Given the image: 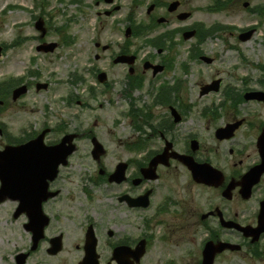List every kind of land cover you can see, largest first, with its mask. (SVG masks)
Listing matches in <instances>:
<instances>
[{"label":"flooded vegetation","instance_id":"af4514ba","mask_svg":"<svg viewBox=\"0 0 264 264\" xmlns=\"http://www.w3.org/2000/svg\"><path fill=\"white\" fill-rule=\"evenodd\" d=\"M116 1L92 0L94 7H88L95 10L97 18L111 17L123 8ZM240 1L228 3L235 6ZM174 2L178 7L170 11ZM222 3L213 0L210 11H226ZM187 5L186 0H132L120 30L123 41L106 44L100 37L93 38V67L86 69L89 78L76 74L71 81L75 86L85 84L86 93H71L65 99L67 107L72 108L71 120L57 115L54 122L49 120L53 116L46 115L39 123L28 120L25 127L15 130L0 122V151L21 146L44 131H48L44 142L47 147L58 145L66 135L76 136V148L68 164L60 167L49 184V190L58 193H48L53 196L43 202V211L50 219L48 229L62 221L75 226V251L71 254L75 263L86 259L88 240L96 243L100 262L107 254L111 262L118 247L134 249L143 240L149 246L154 238L152 229L165 224L170 236H163L162 241L190 246L185 251L191 261L187 264H205L208 260L212 264H264V62L251 64L240 58L235 72H229L226 78L218 71L216 75L206 74L205 82L196 83L199 91L195 103L189 104L194 95L182 92L183 80L170 85L174 55L180 47L176 37L183 44L191 43L186 47L187 61L181 63L188 73L192 66H213L216 58L203 51L206 40L233 30L224 29L220 23L208 26L204 21H191L195 10H185ZM258 6L243 3L250 14L264 15V3ZM182 13L190 15L181 21ZM174 21L191 23L174 27ZM44 27L45 36L40 34L38 39L41 44L50 43L45 41L50 33L45 22ZM233 32L236 40L245 43L256 28ZM133 39L145 43L136 45ZM56 44L55 51L62 46ZM100 62L106 67H100ZM92 78L96 83L88 85ZM38 84L20 78L10 89L11 98L22 85L28 92L35 85L39 92ZM44 84L45 91L49 90V84ZM115 95L125 102L119 119L109 123L107 131L100 117L90 123L87 113L95 111L93 103L101 109L99 100L112 102ZM201 101L204 103L198 104ZM83 116L86 118L81 121ZM119 128L123 141H119L117 150L121 151L114 154L115 163L110 164L109 148L100 135L115 134ZM93 138L104 148L98 154ZM81 140L86 141L83 155L92 163L89 183L109 185L116 193H61L58 182L80 151ZM162 154L168 159H160L154 166L153 161ZM120 164L126 165L123 174L112 178ZM87 174L90 172H84ZM160 182L169 192L163 197L157 186ZM182 183L183 195L175 188ZM138 223L145 234L128 236L126 229L138 228ZM110 264H115L114 260Z\"/></svg>","mask_w":264,"mask_h":264},{"label":"rangeland","instance_id":"374dc122","mask_svg":"<svg viewBox=\"0 0 264 264\" xmlns=\"http://www.w3.org/2000/svg\"><path fill=\"white\" fill-rule=\"evenodd\" d=\"M77 1H80L81 4ZM149 2L150 0H145ZM123 8L114 16H102L97 18L92 0H0V46H6L3 56L0 58V84L11 79L25 78L30 83H47L49 90L36 91L35 85L24 95L23 98L14 103L11 99L9 84L2 86L5 89L6 97L0 95V122L6 123L10 128L20 129L25 127L29 120L31 123L43 121L46 115L53 116L49 120L56 121V116L61 115L66 120H71V110L68 108L65 99L68 94L86 93V85H71L72 77L76 74L89 78L86 69L93 67L94 53L93 38L100 37L102 43L113 42L115 44L123 41L124 35L120 32L126 18L132 0H117ZM244 2H250V7L264 3V0H241L235 6H229L226 11L211 12L207 10L213 0H186L188 4L185 10H195L191 21H204L206 25L222 24L233 27L232 30H242L254 26V33L251 40L240 43L234 38L233 31L219 33L205 42L204 52L208 56L216 58V63L207 66H192L184 72L181 63L187 61L186 47L191 43L183 44L176 37L180 47L178 54H175V65L170 71V85H174L178 79L183 80L182 92L191 93L194 96L189 104H194L199 87L197 82H205L206 74H217L226 78L234 67L239 66L240 58L249 61L251 64L264 62V18L255 16L246 11ZM145 7L142 12L144 13ZM38 18H42L50 33L46 42H58L62 46L54 53H39L36 48L41 44L40 33L36 30L35 24ZM73 20L76 22L74 23ZM191 22L180 23L174 21V27L185 26ZM67 29L61 33L60 30ZM166 28V27H165ZM234 33V32H233ZM70 37L71 43L65 44V39ZM15 41L18 45L12 48ZM134 44L144 45L145 40L133 39ZM100 67H106V63L100 62ZM33 72L34 74H30ZM235 71H233L234 73ZM15 82V81H14ZM13 83V82H12ZM95 79H88L89 84H95ZM120 87L116 88L118 92ZM211 102L210 100L208 101ZM101 109L87 113L90 123L100 117L105 121V131L110 129L109 123L119 119V111L125 102L113 96V101L106 99L99 100ZM204 101L198 102L202 104ZM197 104V102H196ZM75 109V107L73 108ZM199 109V108H197ZM85 116L80 118L85 120ZM54 125V124H53ZM70 129V128H69ZM119 128L115 134L100 135V140L109 148L110 154L107 162L114 164V154L120 153L117 150L119 141H123V132ZM52 137L51 140H55ZM85 140L80 141V151L76 154L70 166L64 169L63 177L58 182L61 193H116V190L109 185L95 186L89 183L92 175L91 160L83 155ZM84 172L90 174L84 175ZM89 177V178H88ZM88 179V181H87ZM177 178L174 184L177 186ZM166 182V181H165ZM160 196L163 197L169 192L164 187V182L157 184ZM183 195L182 185L176 187ZM168 188V187H167ZM16 203L6 201L0 204V264H16V255L20 252H30L32 235L27 232L24 225L28 222L25 216L14 219L13 214ZM86 213V212H85ZM75 226L70 222L62 221L54 223L46 231V239L40 243L38 249L31 253L27 264H77L71 260V254L75 251V244L72 241ZM127 235L134 237L145 234V228L126 229ZM64 234L63 252L56 257L48 255L49 239L55 235ZM153 241L148 246L147 253L141 264H187L191 263L186 258L185 251L190 246L186 244L176 245L174 242L162 241L163 236H170V229L165 224L158 225L152 229ZM172 233V232H171ZM108 255V254H107ZM106 257H103L105 260ZM243 264L242 261H238Z\"/></svg>","mask_w":264,"mask_h":264},{"label":"water","instance_id":"95a60500","mask_svg":"<svg viewBox=\"0 0 264 264\" xmlns=\"http://www.w3.org/2000/svg\"><path fill=\"white\" fill-rule=\"evenodd\" d=\"M178 4L173 3L170 7V11H174L177 9ZM188 14H184L180 16V19H186ZM36 28L42 32V36H45L46 30L44 29V23L40 19L37 24ZM249 35V34H248ZM247 37V35H246ZM56 48V44H50L45 46L38 47V51H45V52H52ZM1 48H0V55H1ZM47 85H38V90L45 89ZM27 91L26 87L18 88L14 91L13 99L17 100L21 95L25 94ZM0 130V134H1ZM73 136H67L63 139L62 143L54 148H45L43 145L44 134L38 137L36 140L20 146V147H7L5 151L0 152V180L2 182V187L0 189V202L6 200L7 198L12 200L20 201L19 210L16 212L15 217H18L22 214V210L25 206H30L26 212L30 217L31 224L28 225V230L33 233V250H36L38 242L44 237V229L47 225V221L43 222L41 220L42 211H41V203L42 200H45L46 197H42L40 199L41 193H46L47 191V181L46 178L52 176L51 173L49 174H39L38 176L34 177L31 175L27 177L23 175L25 172L23 168H27L33 162L39 160L41 158L40 153L42 151H52L53 155L50 156L49 161L55 162L54 168L58 167L61 163H66L67 157L73 152V146H67L68 143L73 141ZM95 144V153L98 154L103 148L98 143L96 139H93ZM28 148L25 153H20L15 155L14 152L17 149H25ZM99 156V155H97ZM54 160H53V159ZM168 159L166 154L159 156L155 161H153L154 166H156L157 161L160 159ZM18 162V163H15ZM17 168V170H16ZM124 169L120 167L115 174V177L122 175ZM14 174L23 175L21 177H17ZM31 174H33L31 172ZM55 176V175H54ZM54 177H50L53 179ZM52 244L54 247L49 250L50 254H56L61 250V237L52 240ZM141 251V252H139ZM144 250H138L136 253L129 255L117 252L116 259L119 264H132L129 262L128 258L133 256L136 262H139L140 257L143 255ZM25 256H20L18 259L19 264H24ZM94 261H89L87 264H94ZM83 264V263H82ZM212 264V261L209 263Z\"/></svg>","mask_w":264,"mask_h":264}]
</instances>
